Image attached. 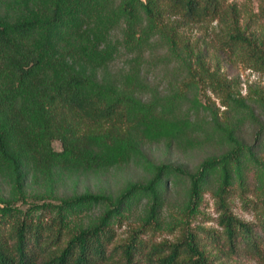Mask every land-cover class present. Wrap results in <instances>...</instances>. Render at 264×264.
I'll return each instance as SVG.
<instances>
[{
  "label": "trees",
  "instance_id": "obj_1",
  "mask_svg": "<svg viewBox=\"0 0 264 264\" xmlns=\"http://www.w3.org/2000/svg\"><path fill=\"white\" fill-rule=\"evenodd\" d=\"M171 16L216 21L222 57L264 77V38L230 0H0V264H221L223 245L264 261V92L241 96ZM118 57L130 67L115 73ZM156 141L203 156L192 170L153 162ZM90 178L111 184L79 188ZM206 194L220 230L195 223ZM233 194L255 197L256 225Z\"/></svg>",
  "mask_w": 264,
  "mask_h": 264
},
{
  "label": "rangeland",
  "instance_id": "obj_2",
  "mask_svg": "<svg viewBox=\"0 0 264 264\" xmlns=\"http://www.w3.org/2000/svg\"><path fill=\"white\" fill-rule=\"evenodd\" d=\"M230 3L236 6L238 11V27L240 30L246 33H256L260 38H264V17L261 16V10L264 9V0H230ZM170 23L174 24L178 30L179 35L184 43H187L188 49H193L194 53L200 52L204 53L201 58V63H204L209 69L219 68L220 74L225 77L228 81H235L238 83L237 90L240 91V95L249 99L253 94V91H263L264 92V77L248 69L240 64L238 60H234L233 57L227 58L222 57L223 55L218 51L220 46L219 39L224 34L223 26L218 24L216 21L197 23L183 25L179 18L176 16H171L169 18ZM124 58L118 57L111 64V69L115 73L125 70L126 66L130 67V62L128 60H123ZM155 63L150 67L144 68V73L148 76L149 82L157 85L159 91L166 89V76L161 65L155 68ZM208 92V91H207ZM210 95V92L207 93ZM211 99L215 101L217 106H220L218 99L212 94ZM219 114L225 111V107H218ZM243 137L246 138L250 134V128L244 127ZM53 148L56 151L61 150V145L58 140L53 142ZM144 152L153 161L157 163L167 162V163H177V165H184L188 169H194L197 166L200 159L203 156L202 152H193L189 154H184L183 146H174V148L167 149L166 146L160 141L153 143L144 144ZM122 177V176H121ZM121 177H117L113 189L121 187L122 183L126 181V176L124 180ZM129 177H139L136 172L130 173ZM97 179H88L87 181L79 184V188L83 185H87L91 190H96L98 187H107L109 181L100 184ZM70 182L66 183L65 190L71 188ZM8 185L0 183V192L7 193ZM176 191V190H175ZM246 202L240 199V194L232 195L230 199V209L232 213L241 221L246 223L256 225V214L251 205H245L248 201H255V197L251 194H245ZM202 210L204 214L197 216L195 223H200L199 226L206 229H217L215 219L217 218L216 206L214 205L213 199L209 194L205 195V200L202 204ZM168 211L165 212V214ZM164 214V215H165ZM166 216V215H165ZM255 230L257 228L254 226ZM165 236V235H164ZM201 236L206 239L205 234L201 232ZM222 238V237H221ZM210 239H206L209 243ZM220 241V240H219ZM222 244V240L220 241ZM216 246V242L215 245ZM261 247L264 249V239L261 241ZM224 251V252H223ZM223 251L221 252V261L217 263L221 264H264L261 259L255 258L248 252L239 251L236 254L230 253L227 250L226 245H223Z\"/></svg>",
  "mask_w": 264,
  "mask_h": 264
}]
</instances>
